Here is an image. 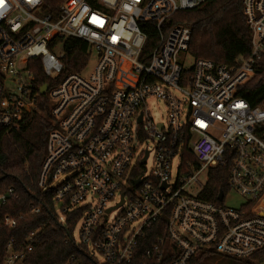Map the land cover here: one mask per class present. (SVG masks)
<instances>
[{"label":"built area","instance_id":"2783aa9c","mask_svg":"<svg viewBox=\"0 0 264 264\" xmlns=\"http://www.w3.org/2000/svg\"><path fill=\"white\" fill-rule=\"evenodd\" d=\"M205 1L64 0L52 15L42 0H0V127L20 128L46 95L52 126L38 184L52 190L59 222L78 210L71 239L97 264H190L211 252L246 260L264 251V107L241 95L264 57V0H242L249 53L233 65L194 58L190 27L170 23ZM144 21L156 29L148 52ZM68 38L85 41L89 59L63 75ZM30 59L52 83L43 94ZM152 97L165 104L163 124L149 111ZM226 165L227 192L245 198L238 207L224 204L227 192L219 204L200 196L208 170ZM11 197L12 187L0 192V205ZM17 218H0V227ZM154 227L160 234L146 244ZM32 235L19 250L11 239L2 264H21Z\"/></svg>","mask_w":264,"mask_h":264},{"label":"trees","instance_id":"16d2710c","mask_svg":"<svg viewBox=\"0 0 264 264\" xmlns=\"http://www.w3.org/2000/svg\"><path fill=\"white\" fill-rule=\"evenodd\" d=\"M42 1L43 12L55 15L64 0ZM170 23L190 27L188 52L194 58L233 65L237 57L249 53V29L243 15L242 0H206L196 8L177 12ZM140 27L146 34L143 52H148L156 41L155 24L144 21L140 22ZM62 51L63 75L81 71L88 62V45L81 39L63 40ZM28 67L36 84H52L42 73L37 59H30ZM241 95L251 105L264 107V57L260 61V70L242 87ZM51 126L50 107L46 95H43L39 96L38 111L20 128L6 130L0 127V192L12 187L16 193L15 198L11 197L0 205V218L21 215L14 227H0V264L11 239L12 247L19 250L32 233L31 249L25 253L21 264H97L88 257L86 245H76L71 239L79 219L78 210H72L63 223L59 222L52 190L43 189L38 184ZM228 168L226 165L208 170L209 178L200 194L203 199L220 203L217 194L228 190ZM32 207L39 208V211L29 212ZM159 234L160 230L154 227L147 233L149 241L146 244ZM206 254H198L190 264H203ZM71 255L74 256L72 260ZM263 260L264 251L246 260L232 259L228 264H257ZM164 263L162 257L152 261V264Z\"/></svg>","mask_w":264,"mask_h":264},{"label":"rangeland","instance_id":"374dc122","mask_svg":"<svg viewBox=\"0 0 264 264\" xmlns=\"http://www.w3.org/2000/svg\"><path fill=\"white\" fill-rule=\"evenodd\" d=\"M191 56H189V61L187 62V64H189L191 62ZM93 61L94 59H90L89 62V66L93 65ZM181 96V95H179ZM147 104L149 107V111L152 115V118L154 119L155 123L157 124H163V116L165 115V104L164 102H162L160 99L158 98H149L147 100ZM145 144H141V147H144ZM150 164H151V158L149 157L146 165L144 166L145 168V173H147L150 169ZM61 178H58L55 182H57L58 180H60ZM199 181L201 183H204L206 181V173H202L199 176ZM245 200L244 197L240 196L236 191H234L233 189H230L224 197V204L227 206H231V207H238L240 204L243 203V201ZM117 209L113 210L110 214H109V218H112L116 213H117ZM78 227L79 225L77 224L76 227L74 228L73 231V237L74 239L77 241L78 240ZM230 260H232V258L229 257H224V256H220L218 254L215 253H208L205 255V258L203 259L202 263L203 264H225L227 262V264L230 262ZM260 264H264V261Z\"/></svg>","mask_w":264,"mask_h":264},{"label":"water","instance_id":"95a60500","mask_svg":"<svg viewBox=\"0 0 264 264\" xmlns=\"http://www.w3.org/2000/svg\"><path fill=\"white\" fill-rule=\"evenodd\" d=\"M47 86L44 84L40 88V93L43 94L46 90ZM217 199L220 201L222 199V191H219Z\"/></svg>","mask_w":264,"mask_h":264}]
</instances>
